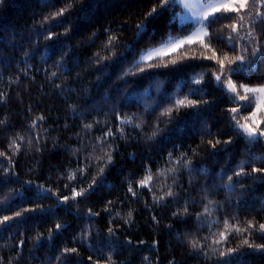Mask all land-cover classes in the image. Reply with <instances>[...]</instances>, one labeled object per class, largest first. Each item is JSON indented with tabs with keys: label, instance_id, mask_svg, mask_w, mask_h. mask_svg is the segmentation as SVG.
Wrapping results in <instances>:
<instances>
[{
	"label": "snow or ice",
	"instance_id": "snow-or-ice-1",
	"mask_svg": "<svg viewBox=\"0 0 264 264\" xmlns=\"http://www.w3.org/2000/svg\"><path fill=\"white\" fill-rule=\"evenodd\" d=\"M4 5L5 0H0V8ZM38 7L40 11L33 13L29 45L20 53L24 64L17 71L29 74L34 45L41 40L45 47L49 46V42L62 45L52 69L44 67L42 71L57 94L63 96L64 84L57 81L70 75L61 71L65 66V57L72 51L69 41L82 15L95 7V0H39ZM130 20L131 16L115 28L105 25L102 31L92 28L82 42L96 49L88 61L96 80L103 78L106 69L110 68L113 73L120 69L119 94L127 100L139 91L136 102L129 107L139 106L142 111H124L112 96L98 112L93 108L91 112L84 113L76 103L66 104L68 115L75 118L74 122H79L80 132L74 133L75 143L79 146L65 148L75 158V166L57 173L58 180L64 181L62 188L68 190L64 194L32 179H20L18 165L13 158L28 150L41 151L39 144L45 137L40 132L48 131L44 126L47 116L33 114L29 118L27 134L20 132L7 136L5 146L0 148V229L17 226L18 221L27 222L33 214L46 216L53 221L51 227L46 233L34 228L30 239L37 247L42 246L43 241L51 242L56 234L65 230V225L58 222L55 209L63 205L61 211L79 214L80 205L88 203L98 186L114 190V185L106 184L104 179L94 180L93 175L99 173L103 177L115 163L121 142L128 144L136 140L137 137L131 134L136 132L141 141L154 143L164 131L158 122L168 125L183 113L198 123L199 143L189 145L187 149L174 145V150L166 153L155 171L151 164H145L142 174L124 177L125 195L135 200L129 201V208L123 214L113 201H108L102 209L108 214L105 230L108 251L95 248L94 239L99 230L93 224L101 212L88 207L85 212L88 224L72 238L78 246L64 245L57 255L48 258V264H72L73 260L75 264H82L81 248L89 250L87 264H119L114 258L118 250L114 238L118 227L133 226L136 209L131 205L143 198L142 190L150 192L152 198V204L145 201V207L180 205L172 211V216L189 227H193L194 217L196 224L203 226L207 235H201L199 228L183 238L177 235V239L186 244L193 254L202 256L206 261L215 259L217 264H241L246 253L264 257V194L255 202V214L242 216L237 211L254 188L264 187V0H167L166 4H162L161 0H144L137 19L139 23H130ZM162 24L159 38H154L155 43L144 46L142 50L137 45L127 56L119 51L128 47L121 33L134 29L136 36H142ZM12 46L16 47L15 44ZM136 52L138 54L133 58ZM109 55H112V60L108 59ZM129 60L131 63L123 67ZM161 77H168L167 82ZM146 78L149 80L147 87L128 91L131 85ZM13 84L19 85L20 80L8 77L7 89L10 90ZM0 85H5L2 71ZM84 91L87 92V89ZM73 95H79L76 89L69 90L66 100ZM156 97L159 100H155ZM9 99V91L0 86V106H6ZM144 100H154V103H141ZM217 110L222 113L224 127L214 130L208 114ZM28 111L32 112L31 107ZM92 112L97 114L96 118L88 119ZM149 116L153 117L151 121L146 118ZM8 123V117L0 115V130ZM64 127L69 128L70 125L65 123ZM146 128L149 131L146 132ZM52 139L53 146L57 147V138ZM237 146L239 155L230 169L220 168L215 173L212 190L208 185L199 187V209L193 211L195 202L190 203L188 199L181 204L177 188L182 186L177 183V174L187 171L189 184L194 172L207 177L209 169L193 163L200 151L213 158L223 154L231 161ZM82 151H87V155H78ZM128 155L135 158L137 154L130 151ZM14 184L20 187H13ZM221 193L229 206L227 210L225 202L215 199ZM49 200H54V204L45 208L44 203ZM150 218L159 224L157 215L153 214ZM113 221H117L116 226H113ZM168 227L172 228V225ZM233 241L237 242L233 244ZM127 243L132 244L133 241ZM24 244L23 240L16 241L13 247L17 251L7 259V254H0V264L18 262ZM4 247L7 245L0 244V252ZM153 260L154 257H144L142 264H153ZM170 264H176V261H170Z\"/></svg>",
	"mask_w": 264,
	"mask_h": 264
},
{
	"label": "trees",
	"instance_id": "trees-1",
	"mask_svg": "<svg viewBox=\"0 0 264 264\" xmlns=\"http://www.w3.org/2000/svg\"><path fill=\"white\" fill-rule=\"evenodd\" d=\"M38 3L39 0H5V5L0 8V33H2V38H0V71L3 72L5 78V85L0 86H4L5 90L9 91L10 96L7 105L0 106L2 108L0 115L7 116L9 120L6 128L0 130V148L5 146L7 136L20 132L27 134L29 118L33 114H45L47 120L44 121V126L48 131L47 133L40 132V135L45 137L39 144L41 151L28 150L13 159L18 165L17 171L20 174L21 181L32 179L36 183L49 185L54 190L64 194L68 190L62 188L64 181L58 180L57 173L63 172L67 167L75 166V158L65 151V148L79 146L75 143L76 136L74 133L80 132L79 122H74L75 118L68 115L66 104L69 102L77 103L83 107L85 104L84 97L86 96L85 89L92 90L93 98L98 96L96 85L99 81L95 78L94 70L88 66L89 57L96 49L85 45L82 42L83 37L92 28H100L101 31L105 25L115 28L129 16H131L130 23H134L138 19L144 0H95V7L87 10L82 15L74 27L72 39L69 41L72 45V51L65 57V66L61 69V71L66 74L70 73V75H66L62 81H57L64 84L65 93L63 96L57 94V90L50 85L45 78V72L42 71L44 67L52 69V65L59 58L62 51V45L49 42V46L45 47L44 41L41 40L38 45H34V51L32 52L34 58L30 61L32 67L29 69V74L24 75L22 72L17 71L24 64L20 53L29 45L30 31L34 23L33 13L40 11ZM162 27L163 24L156 28L158 36L161 34ZM101 39H103V36H101ZM13 44L16 47H13ZM41 57H44V60H41ZM45 60L47 61L46 64L44 63ZM78 73L79 75H77ZM8 77L19 79L20 84H13L10 90L7 89ZM145 83V81H140L135 85H131L128 91H132L133 88L142 90ZM173 83H175L174 78ZM110 86L111 78H106L100 90L102 91ZM70 89H76L79 95H73L66 100ZM139 94L138 91L125 100L121 94L112 89V97L122 106L124 111H142L139 106L136 108L129 107L136 102V96ZM154 99L159 100V97ZM87 103L90 104L91 100H88ZM141 103H154V100H144ZM29 107H31L32 112L28 111ZM104 110L106 111V109ZM94 115L97 114L92 112L88 119H92ZM146 118L149 121L153 119L150 116ZM208 118L214 130L224 127L221 122L222 113L219 110L208 114ZM65 123L69 124L70 127L65 128ZM161 127L164 128V131L154 143L141 141L136 132L131 133L137 137L136 140L128 144L121 142L119 153L115 157V166L109 167L104 177H101L106 184L114 185V190H109L103 185L98 186L89 198L88 203L80 205L79 214L75 211H61L63 205L55 209L58 222L65 225V230L56 234L51 242L43 241L42 246H34V242L30 239L33 236V229L38 228L39 231L46 233L53 221L49 217L33 214V217L28 219L27 222L18 221L17 226L0 229V244L7 245L0 254H7L6 259L8 256H14L17 249L13 245L16 241L23 240L25 244L21 259L18 262L14 261L13 264H48V258L57 255L64 245L69 247L78 246L72 238L88 224V218L85 216L88 207L101 212V215L95 218L93 224V227L99 230V235L95 236L94 244L95 248L104 249L107 252L108 238L105 230L108 227V214L104 213L102 209L108 201H113L114 206L123 214L129 208V201L135 200V198L125 195L126 188L122 183L124 177L129 174L136 176L142 174L145 164H151L155 171L160 162L164 160L166 153L169 150H174V145L187 149L189 145L195 146L199 143L198 123L192 121L190 117L185 116L183 113L179 119L166 127L161 123ZM145 131H149V129L146 128ZM52 137L57 138L55 141L57 147L53 146ZM130 151L137 154L135 158L129 157L128 153ZM234 152L235 155L229 161L223 154L213 158L201 150L199 156L194 158L193 163L197 167H207L210 175L204 177L194 172L191 184H189L190 177L187 171H180L176 179L178 185L182 186V188H177L180 193L181 204L184 199H188L190 203L195 202L193 211L198 210L201 203L199 187L208 185L212 190V179L215 173L219 172L220 168H231L239 155V146L234 149ZM78 155L81 157L86 156L87 151H82ZM168 182L171 183V179ZM13 187L19 188L20 185L14 184ZM142 191L143 198L131 205L132 208L136 209L134 211L133 226L118 227L117 236L114 238L115 247L118 249L114 258L119 261V264H142L144 257H154L153 264H170V261L173 260L176 261V264H217L215 259L206 261L202 256L193 254L186 244L177 239V235L183 238L194 232L196 228L200 229L201 235H207L203 226L196 224L194 217L192 220L193 227H189L184 223H180L177 217L172 216V211L180 205H173L170 208L145 207V201L151 205L152 198L150 192ZM262 194H264V187L257 186L254 188L237 211L242 216L247 213L255 214V202L260 199ZM215 199L225 202L223 193L217 195ZM52 204H54V200L46 201L44 207L47 208ZM224 207L225 210L229 207L226 202ZM9 214L11 213L9 212ZM153 214L158 216L159 224H155L151 220L150 217ZM116 224L117 221H113V226H116ZM168 225H172V228H169ZM129 240L133 243L128 244L127 241ZM140 241L144 243H140ZM153 241L156 243L153 244ZM90 242H93L92 238H90ZM236 242L233 241V244ZM80 251L83 257L82 264H87L86 257L89 250L81 248ZM72 264H75V260L72 261ZM241 264H264V257L259 254L246 253Z\"/></svg>",
	"mask_w": 264,
	"mask_h": 264
},
{
	"label": "clouds",
	"instance_id": "clouds-1",
	"mask_svg": "<svg viewBox=\"0 0 264 264\" xmlns=\"http://www.w3.org/2000/svg\"><path fill=\"white\" fill-rule=\"evenodd\" d=\"M167 0H161V3L162 4H166ZM161 15H163V13H161ZM135 22L139 23L138 20H136ZM165 23H167V21L165 20ZM123 38L124 41L127 42V45L128 47L126 49H120L119 51L122 53L123 56H127L129 52H132L133 49L136 48L137 45L140 46V50L143 49L144 46L146 45H149L151 43H155V39H158L159 36L157 35V32H156V29H153L150 33H147L146 35H142V36H136L135 35V30H131L129 32H126V33H121L120 34ZM143 40V44H141V41ZM138 52L136 53H133V58L135 57V55H137ZM109 60H112L113 57L112 55H109L108 57ZM131 63V60L129 61H126L123 65V67H127L128 64ZM105 71V75L103 76V78H101L99 81V83H97L96 85V90L98 92V96L93 98L92 97V90L91 89H87V92H86V96L84 97L85 99V104L83 105V107L79 104L80 106V110L84 113H89L91 112V110L93 108H96L97 109V112L100 111L103 106L105 105V103L107 102L108 100V97L109 96H112V89H115V91L117 93H119V90H120V81H119V74H120V69L117 70V72L113 75V72L111 71V69H106L104 70ZM139 71V69L137 70ZM106 78H111V86L109 88H104L102 91L100 90L101 89V85H103L104 83V80ZM163 79L166 80L167 82V79L168 77H161ZM145 87L148 86V83H149V80L146 78L145 79ZM88 100H91V103H87ZM96 116L94 115L93 116V119H95ZM83 123V121H82ZM158 126L160 128L161 127V124L158 122ZM164 126L166 127L167 125L164 124ZM164 130V128H162ZM43 133H46L47 130H42ZM147 132V131H146ZM163 133V132H162ZM161 133V134H162ZM85 139H88V138H85ZM105 151H107V149H105ZM111 166H115V163H113ZM105 173L103 174V177H104ZM93 179L96 180V179H101V175L99 173H95L93 175Z\"/></svg>",
	"mask_w": 264,
	"mask_h": 264
}]
</instances>
